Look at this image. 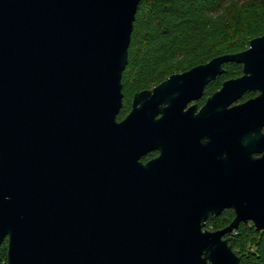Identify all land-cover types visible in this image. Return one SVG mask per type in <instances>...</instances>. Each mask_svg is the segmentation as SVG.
<instances>
[{
    "label": "water",
    "instance_id": "water-1",
    "mask_svg": "<svg viewBox=\"0 0 264 264\" xmlns=\"http://www.w3.org/2000/svg\"><path fill=\"white\" fill-rule=\"evenodd\" d=\"M138 2L0 0L4 264H239L224 235L264 229V33L135 91L118 119ZM230 60L243 73L183 110Z\"/></svg>",
    "mask_w": 264,
    "mask_h": 264
},
{
    "label": "trees",
    "instance_id": "trees-1",
    "mask_svg": "<svg viewBox=\"0 0 264 264\" xmlns=\"http://www.w3.org/2000/svg\"><path fill=\"white\" fill-rule=\"evenodd\" d=\"M262 33L264 0H139L121 76L123 98L117 118L129 110L135 91L215 55L242 50L251 37ZM240 71V63L225 62L215 84ZM233 215V209L225 208L210 214L206 223L220 228ZM224 236L240 256L239 264H264V229L256 230L251 221H241ZM6 249L4 239L0 244L2 264Z\"/></svg>",
    "mask_w": 264,
    "mask_h": 264
},
{
    "label": "flooded vegetation",
    "instance_id": "flooded-vegetation-1",
    "mask_svg": "<svg viewBox=\"0 0 264 264\" xmlns=\"http://www.w3.org/2000/svg\"><path fill=\"white\" fill-rule=\"evenodd\" d=\"M247 47H248V45H247ZM246 47V48H247ZM245 49V48H244ZM231 61V60H230ZM232 61H234V60H232ZM227 62V61H226ZM237 62V61H236ZM225 63V62H224ZM224 63L222 64V67H223V71H224ZM238 63H240L241 64V71H240V73H238L237 75H235V76H227V77H222L221 78V80H220V83L218 84V85H216L215 84V82L216 81H214L215 79H216V77L218 76V75H220V74H217L214 78H212V79H210L205 85H204V87H203V90H202V92L200 93V95L198 96V97H195V98H191V99H189L187 102H186V104H185V106H184V108H183V110H187L189 107H191V106H194V113H197V112H199V110H200V108L204 105V103L206 102V99H207V97L212 93V92H214V91H216L218 88H220V86H221V84H222V82H223V80H225V79H228V78H231V77H236V76H238V75H240V74H242L243 73V71H242V63L241 62H238ZM166 78V77H165ZM152 87V86H151ZM150 88V87H149ZM258 93H260V90L259 89H246L243 93H242V95L240 96V97H238L237 99H235V100H233V101H231L230 103H229V106H232L233 104H236V103H239V102H243V101H245V100H247L248 98H250V97H254V96H256ZM131 107V106H130ZM130 109V108H129ZM129 111V110H128ZM128 111H126L125 112V114L128 112ZM124 114V115H125ZM123 115V116H124ZM122 116V117H123ZM122 117H120V118H122ZM120 118H118V119H120ZM261 131L264 133V124L261 126ZM158 154V149H152V150H150V151H148L146 154H144V155H142L141 156V160L142 161H147V160H149V159H151V158H153V157H155L156 155ZM256 155H261V152H256L255 153ZM193 161H194V159H193ZM186 162V161H185ZM191 163V162H190ZM185 164H187V163H185ZM192 165H195V164H192ZM198 166V165H197ZM197 166H195V167H197ZM193 168H194V166H192ZM191 167V168H192ZM199 167V166H198ZM196 169V168H195ZM198 170V169H197ZM226 208H231V207H226ZM225 209V208H224ZM232 209V208H231ZM221 213V212H220ZM210 216V215H209ZM208 216V217H209ZM208 219V218H207ZM216 229V228H215Z\"/></svg>",
    "mask_w": 264,
    "mask_h": 264
},
{
    "label": "rangeland",
    "instance_id": "rangeland-1",
    "mask_svg": "<svg viewBox=\"0 0 264 264\" xmlns=\"http://www.w3.org/2000/svg\"><path fill=\"white\" fill-rule=\"evenodd\" d=\"M153 86V85H152ZM124 114H125V112H124ZM204 227H206V228H208V229H215L214 227H213V224H211V223H206L205 222V226Z\"/></svg>",
    "mask_w": 264,
    "mask_h": 264
}]
</instances>
